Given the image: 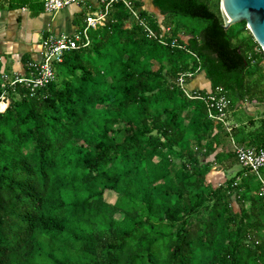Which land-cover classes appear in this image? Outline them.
I'll list each match as a JSON object with an SVG mask.
<instances>
[{
	"label": "trees",
	"instance_id": "trees-1",
	"mask_svg": "<svg viewBox=\"0 0 264 264\" xmlns=\"http://www.w3.org/2000/svg\"><path fill=\"white\" fill-rule=\"evenodd\" d=\"M150 2L176 20L165 36L151 12H138L165 45L116 2L88 30L87 46L62 54L50 83L8 90L0 264H264L258 179L241 168L216 186L205 178L212 166L236 164L218 150L221 135L264 150V53L243 22L222 27L218 0ZM186 19L204 26L176 34ZM198 72L228 111L262 106L257 128L227 133L201 101L187 99L175 81ZM259 174L264 182V168Z\"/></svg>",
	"mask_w": 264,
	"mask_h": 264
},
{
	"label": "built area",
	"instance_id": "built-area-1",
	"mask_svg": "<svg viewBox=\"0 0 264 264\" xmlns=\"http://www.w3.org/2000/svg\"><path fill=\"white\" fill-rule=\"evenodd\" d=\"M83 0H39L41 9L46 13L55 12L69 4L79 3ZM119 2L126 9L130 20H134L144 31L147 38L155 39L159 44L165 45L162 35L156 36L147 26L144 19L139 17V8H134L132 0H96V7L91 9L86 7L87 13L83 16V25L70 35L52 36L46 35L39 42L37 58L24 62L21 73L12 71L7 74L0 70V102H7V92L15 85L23 86L32 92L38 88H42L54 79V65L59 63L62 54L74 50L76 48L85 47L89 43L87 32L102 26L105 22L106 15L113 3ZM175 40L171 41V46ZM194 73L180 74L175 84L180 88L183 95L190 100H199L203 103L207 117L220 124L225 132H229L231 123L228 116V99L222 95H215L207 91L206 95H201L199 91H190L187 89V81H189ZM234 159L237 165L244 170L254 174L261 184V191H264V182L261 180L259 170L264 168V150L250 147L238 146L231 142Z\"/></svg>",
	"mask_w": 264,
	"mask_h": 264
},
{
	"label": "crops",
	"instance_id": "crops-1",
	"mask_svg": "<svg viewBox=\"0 0 264 264\" xmlns=\"http://www.w3.org/2000/svg\"><path fill=\"white\" fill-rule=\"evenodd\" d=\"M137 1L141 3V6L138 7L140 10L158 14L150 0ZM87 6L91 9L95 8L96 0L72 3L51 13H46L41 9L39 0L38 6L23 5L21 7L10 6L8 0H0V70L7 74L12 71L21 73L24 62L37 58L38 45L44 36L49 34L56 37L70 35L82 27L83 16L86 13L83 9H86ZM157 22L160 23V20L157 19ZM186 87L190 91H208L209 83L203 74L198 72L188 81ZM244 104H240L236 108L244 107ZM223 139L225 142L223 145H219L218 150L230 151L232 140L227 136H224ZM217 166L215 165V167ZM219 167L221 168V166ZM237 168L239 169V167ZM215 172L212 171L208 178L210 182L213 178L217 179L214 175Z\"/></svg>",
	"mask_w": 264,
	"mask_h": 264
},
{
	"label": "rangeland",
	"instance_id": "rangeland-1",
	"mask_svg": "<svg viewBox=\"0 0 264 264\" xmlns=\"http://www.w3.org/2000/svg\"><path fill=\"white\" fill-rule=\"evenodd\" d=\"M218 2H219V0H218ZM218 2L216 4V9L219 12V10H218V8H219ZM83 10L87 13V11H86L85 8ZM152 15L154 17H156L157 19H159L160 20V24H162V26L165 27L164 29H165V31H167L165 33V36H169L168 29L169 28H172L174 26V24L176 23V20H173V18H171V17H167V18L164 19L163 17L158 16V14L156 15L155 13H152ZM203 26H204V23L201 22V21H197V20H194L193 21V20H187V19L186 20H181L179 22L178 26H177L178 31H176V34L183 33L186 30L185 28H188V27H192L194 30H199ZM263 69H264V64H263ZM195 75H193L192 78ZM7 103H8V100H7V102L6 101H3V103L0 102V108L1 109L4 108L7 105ZM262 110H263L262 106L254 105V103H251V104H246L245 103L244 104V107L235 108L231 112L229 110L228 120L230 121V123H232L231 124V127H237V126H239V127H242L245 131L251 132V131H253V130H255L257 128L258 119L261 117L260 116V113H261ZM221 140H224L223 137H222ZM208 159L210 160L211 158H208ZM205 160L206 159H204L202 161H205ZM223 165H227V162L222 163V166ZM214 167L215 166H212L211 167L209 173L205 177L206 180L209 181L208 178L210 177L212 171H216L217 172V173L216 172L214 173V175L217 177V179H214L213 178L214 180L212 179L211 180V183H210L213 186H215L217 184L223 183L225 181V179L229 175H231L232 172L235 171L237 169V167H239V166L236 163L235 165H233L232 167H230L229 170H219V168H216V167L214 168ZM215 176H213V177H215ZM215 182H217V183H215ZM110 199L111 198H108V200H110ZM231 207H232V209L234 211H236L237 208H236V205L235 204L232 203L231 204Z\"/></svg>",
	"mask_w": 264,
	"mask_h": 264
},
{
	"label": "water",
	"instance_id": "water-1",
	"mask_svg": "<svg viewBox=\"0 0 264 264\" xmlns=\"http://www.w3.org/2000/svg\"><path fill=\"white\" fill-rule=\"evenodd\" d=\"M218 4L222 27L226 29L243 22L264 53V0H219ZM224 15L228 23H225Z\"/></svg>",
	"mask_w": 264,
	"mask_h": 264
},
{
	"label": "bare ground",
	"instance_id": "bare-ground-1",
	"mask_svg": "<svg viewBox=\"0 0 264 264\" xmlns=\"http://www.w3.org/2000/svg\"><path fill=\"white\" fill-rule=\"evenodd\" d=\"M222 11H223V9H222ZM223 13H224V12H223ZM224 18H225V23H228V21H227V19H226L225 15H224Z\"/></svg>",
	"mask_w": 264,
	"mask_h": 264
}]
</instances>
